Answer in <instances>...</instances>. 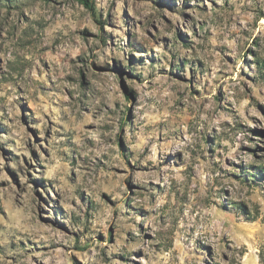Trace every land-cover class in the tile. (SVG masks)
Instances as JSON below:
<instances>
[{"label":"rangeland","instance_id":"rangeland-1","mask_svg":"<svg viewBox=\"0 0 264 264\" xmlns=\"http://www.w3.org/2000/svg\"><path fill=\"white\" fill-rule=\"evenodd\" d=\"M0 0V264H264V0Z\"/></svg>","mask_w":264,"mask_h":264},{"label":"trees","instance_id":"trees-1","mask_svg":"<svg viewBox=\"0 0 264 264\" xmlns=\"http://www.w3.org/2000/svg\"><path fill=\"white\" fill-rule=\"evenodd\" d=\"M81 4H83L87 9L93 10V5L90 0H78Z\"/></svg>","mask_w":264,"mask_h":264}]
</instances>
